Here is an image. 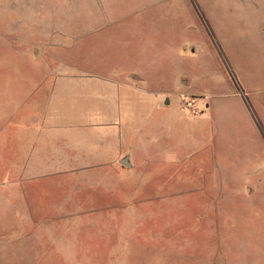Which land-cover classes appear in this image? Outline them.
Segmentation results:
<instances>
[{
	"label": "rangeland",
	"instance_id": "obj_1",
	"mask_svg": "<svg viewBox=\"0 0 264 264\" xmlns=\"http://www.w3.org/2000/svg\"><path fill=\"white\" fill-rule=\"evenodd\" d=\"M215 1L0 0L1 137L15 139L20 133L23 105L31 108L34 100L47 97L48 89L33 93L41 78H47L49 87L58 76L91 80L113 74L120 75L114 76L120 80L131 74L136 97L150 100L177 89L182 74L192 80L189 91L208 87V82H198L199 74H220L222 62L229 67V59L226 62L216 46H247L245 36L252 28L244 11L249 0L226 1L220 11L229 13L214 18ZM236 5L239 14L235 13ZM191 50L196 53L184 54ZM229 86L224 85L221 91L230 90ZM220 103L221 111L206 121L210 128L203 134L205 145L195 150L210 157L208 168L213 171L206 174L210 183L214 174L232 197V204L223 208L220 218L222 231L214 261L155 250L150 215L138 228L141 236L149 239L136 240L133 235L121 240L117 211L104 212V227L54 225L60 221L55 220L58 214L53 205L64 199L63 193L73 190H60L57 183L76 175H58L53 164L43 163V176L24 180L28 197L13 198L6 195V185L17 183L13 175L22 163L16 157L0 156V264H149L157 256H167L166 264H264V125L247 103L242 108L227 96ZM142 111L147 119L151 113L159 114L144 105ZM252 122L262 135L260 143L253 144L247 137ZM187 136L190 144L199 141L192 134ZM194 169L183 176H190L200 187L210 186ZM183 186L186 191L175 193V200L189 195L187 188L191 186ZM172 211L160 218L175 222L197 212L188 208ZM101 214L93 212L92 216ZM74 215L75 220L85 217L83 212ZM138 215L147 214L141 211ZM120 216L124 217L123 212ZM124 253L129 258L117 257Z\"/></svg>",
	"mask_w": 264,
	"mask_h": 264
},
{
	"label": "crops",
	"instance_id": "obj_2",
	"mask_svg": "<svg viewBox=\"0 0 264 264\" xmlns=\"http://www.w3.org/2000/svg\"><path fill=\"white\" fill-rule=\"evenodd\" d=\"M226 1L229 0L215 1L214 18L229 13L220 11L225 9ZM249 1L244 10L245 18L252 25L245 36L247 46H216L226 62V58L229 59V67L222 62L220 74H199V83H209L199 91H189L192 80L185 74L179 77L177 89L162 94L157 100L136 97L129 80L131 74H124L121 81L115 79L120 75L113 74L91 80L58 76L49 87L46 86L47 78H41L33 93L42 89H48L49 93L45 99L34 100L31 108L23 105L17 137H1L0 127V156L12 157L11 160L16 157L22 163L21 169L13 175L18 179L17 183L6 185V195L18 199L28 197L25 178L41 177L44 175L43 163L53 164V172L58 175H76L71 180L57 183L60 190L66 187L73 190L63 193L64 199L53 205V211L58 214L55 220L60 221L54 225L104 227V212L117 211L121 240L133 235L136 240L149 239L141 236L138 228L150 215L149 220L154 224L151 239L155 250L214 261L218 257L222 231L220 218L223 208L232 204V197L223 190L214 174L210 183L206 177L207 172L213 171L208 168L210 157L201 156L200 151L196 153L195 150L205 145L203 134L210 128L206 121L221 111L220 101L224 96L233 98L242 108H246L247 103L264 125V0ZM239 11L236 5L235 13L239 14ZM195 53L191 50L184 54ZM221 78L224 84L220 82ZM226 84L231 85L230 90L221 91ZM185 101L192 102L193 108L187 107ZM142 105L159 114L151 113L147 119ZM250 128L247 137L253 144L260 143L262 135L253 122ZM7 130L4 126L3 131ZM188 134L199 141L192 140L190 144ZM125 158L130 167L122 164ZM192 168L203 174V180L210 186L200 187L190 176H183ZM183 185L191 186L187 188L189 195L175 200V193L186 191ZM249 185L260 188L253 182ZM194 190L199 193L193 194ZM234 193L237 200L238 188ZM180 208L197 212L175 222L160 218ZM99 211L101 215L92 216L93 212ZM141 211L147 215L139 216ZM75 212H83L85 217L75 220ZM176 227L179 229H172ZM117 257L128 256L124 253ZM166 259L167 256H157L149 264H166Z\"/></svg>",
	"mask_w": 264,
	"mask_h": 264
},
{
	"label": "water",
	"instance_id": "obj_3",
	"mask_svg": "<svg viewBox=\"0 0 264 264\" xmlns=\"http://www.w3.org/2000/svg\"><path fill=\"white\" fill-rule=\"evenodd\" d=\"M122 164H124L127 167H130V164L128 163V158H125L122 162Z\"/></svg>",
	"mask_w": 264,
	"mask_h": 264
},
{
	"label": "built area",
	"instance_id": "obj_4",
	"mask_svg": "<svg viewBox=\"0 0 264 264\" xmlns=\"http://www.w3.org/2000/svg\"><path fill=\"white\" fill-rule=\"evenodd\" d=\"M185 103H186L187 107H191V108H193V106H192V102L189 103V102H186V101H185Z\"/></svg>",
	"mask_w": 264,
	"mask_h": 264
}]
</instances>
